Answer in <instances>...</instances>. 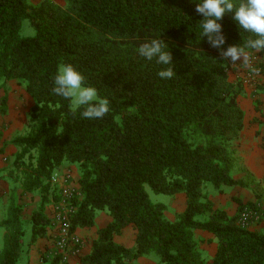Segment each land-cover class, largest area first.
Masks as SVG:
<instances>
[{"label": "trees", "instance_id": "obj_1", "mask_svg": "<svg viewBox=\"0 0 264 264\" xmlns=\"http://www.w3.org/2000/svg\"><path fill=\"white\" fill-rule=\"evenodd\" d=\"M197 2L64 0L61 7L48 0H0V79L14 81L33 101L27 132L13 140L18 151L6 173L19 180L23 193L40 197L27 221L12 206L0 224L6 230L0 264L17 263L26 226L27 247L46 236V205L56 199L50 178L64 162L76 165L79 175L72 230L91 228L97 212L112 218L82 264H134L140 258L153 264H264V230L239 227L238 215L216 209L211 200V192L224 194L226 187L249 188L234 175V142L245 121L238 101L245 88L230 80L220 50L200 37ZM231 16L218 21L224 49L242 46L251 35ZM23 20L33 36H20ZM152 38L171 52V79L157 76L171 65L136 51ZM61 64H71L109 100L106 116L73 115L70 102L53 94ZM147 189L183 194L184 211L168 218L167 204L151 202ZM126 227L135 233L132 249L114 240ZM197 231L216 243L212 256L201 249ZM42 264H58V258L44 257Z\"/></svg>", "mask_w": 264, "mask_h": 264}, {"label": "crops", "instance_id": "obj_2", "mask_svg": "<svg viewBox=\"0 0 264 264\" xmlns=\"http://www.w3.org/2000/svg\"><path fill=\"white\" fill-rule=\"evenodd\" d=\"M0 187L4 184V176L9 169L14 155L18 148L13 144V140L25 134L27 131V116L33 106L32 99L26 94L24 89L17 85L14 81L0 80ZM239 106L245 112L244 128L239 133L238 138L234 142L237 157V170L234 172L236 178L245 179L248 176L260 178L264 175V147L262 144V136L264 135V96L257 90L256 95L252 91L245 89V94L238 101ZM263 122H259V121ZM60 173L69 172L72 174L76 189H80L78 184V171L76 165L62 164L57 170ZM248 184V183H247ZM7 185V184H6ZM225 194L214 197L212 200L214 207L225 211L229 216L238 215L242 208H254L258 206L264 210V205L259 201H253L250 196V189L240 187H226ZM238 199L243 206L239 209L238 204L233 200ZM185 196L178 194L171 197L167 204L168 210L166 215L173 218L185 209ZM51 207V205H50ZM45 214L48 218L51 215L50 208H47ZM112 222V218L105 212H97L94 225L88 229H77L75 233L81 239V246L77 251L68 254L67 264H82L81 260L87 256L93 242L97 238L99 229L105 228ZM251 231H263L264 222L251 223L248 226ZM132 232V236L128 237V232ZM197 236L203 241L201 249L206 254L212 256L216 249V243L213 241L207 243L211 237L209 234L197 231ZM57 236L56 228L51 225L47 234L43 238L35 240L25 254L21 253L18 261L24 257L25 264H42V259H53L52 253L54 249V240ZM115 242L127 249L134 247L135 233L131 227H126L122 232L115 236ZM141 259V258H140ZM138 259V260H140ZM17 261V263H18ZM16 263V264H17Z\"/></svg>", "mask_w": 264, "mask_h": 264}, {"label": "clouds", "instance_id": "obj_3", "mask_svg": "<svg viewBox=\"0 0 264 264\" xmlns=\"http://www.w3.org/2000/svg\"><path fill=\"white\" fill-rule=\"evenodd\" d=\"M194 11L203 18L200 20V37H206L213 48L220 50V57L230 61L232 65L242 60V65L252 74H258L260 69L252 65V53H264V0H199ZM232 13L231 19L239 29L251 35L240 45H230L226 49L225 36L222 32L221 21L225 14ZM255 37V38H253ZM165 42L160 38H152L141 43L137 48L140 57L155 62L164 67L157 72L161 79H171L176 73L173 70L172 55L165 50ZM53 94L70 102L69 107L75 115L79 110L85 119H100L106 116L109 109V100L101 98L97 89L87 85L85 77L71 64H61L53 78Z\"/></svg>", "mask_w": 264, "mask_h": 264}, {"label": "built area", "instance_id": "obj_4", "mask_svg": "<svg viewBox=\"0 0 264 264\" xmlns=\"http://www.w3.org/2000/svg\"><path fill=\"white\" fill-rule=\"evenodd\" d=\"M252 65L260 69L258 74H252L243 66V72L236 77L245 89L256 95L257 90L264 89V62L258 54L251 57ZM264 107V105H263ZM264 147V135L262 136ZM50 184L55 189V198L51 202V225L57 230L54 240L52 257L58 258V264H67L68 254L77 251L81 246V239L71 228V220L76 208L74 200L80 197V189H76L72 174L56 171L50 178ZM264 220V210L258 206L254 208L244 207L238 214V225L247 228L251 223H259Z\"/></svg>", "mask_w": 264, "mask_h": 264}, {"label": "rangeland", "instance_id": "obj_5", "mask_svg": "<svg viewBox=\"0 0 264 264\" xmlns=\"http://www.w3.org/2000/svg\"><path fill=\"white\" fill-rule=\"evenodd\" d=\"M41 1L42 0H28V2L32 5H36L37 3ZM48 1L56 5H59L61 7L65 5L64 0H48ZM33 35H34V30L30 26L29 22L27 20H23L21 24V29H20V36L29 37ZM253 54H256V53L253 52L252 55ZM261 59L264 62V57H261ZM228 63L230 64V66L227 69V73L229 75L230 80L235 81L236 77L239 76V74L243 72V65L241 64L242 60L236 61L235 65H232L230 61H228ZM260 92L264 96V89H260ZM28 118H29V113H28L27 119ZM259 122H263V121L260 120ZM28 125H29V120L27 121V128H28ZM26 132L27 131H25L24 133ZM63 164H68V163L64 162ZM10 167H11V164L8 168ZM3 178L5 182L0 187V224L7 218L9 209L12 206L20 207L21 219L24 221H27L31 213L39 207L40 197L38 193H32V194L23 193L19 180H16L15 177L8 178L7 173H5V176ZM245 181L249 185V189L251 191L250 196H252L251 199H253V201H259L262 203V205H264V175L261 176L260 178H257V177L253 178L252 176H248ZM147 193H148L149 200L153 203L159 202V203L168 204L171 199V196L163 195V194H156L150 189H147ZM225 193H224V196L226 197ZM219 195L221 194H218L215 192L210 193L211 199H213L214 197H219ZM50 205H51L50 203L46 205L47 206L46 210L47 208H50V211H51ZM25 232L26 234H25V237L23 238V243H22L23 249L21 252L23 254H25L24 252L27 251L26 244L30 238V226L25 227ZM5 235H6V230L0 227V251L2 250V247H3V239ZM131 236H132V232L129 231L128 237L130 238ZM17 264H25L24 257H22V259H20ZM134 264H153V260L151 258H141L140 260L134 261Z\"/></svg>", "mask_w": 264, "mask_h": 264}]
</instances>
